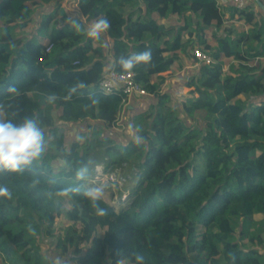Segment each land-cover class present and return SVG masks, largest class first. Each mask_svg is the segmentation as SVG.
Masks as SVG:
<instances>
[{"label":"trees","instance_id":"trees-1","mask_svg":"<svg viewBox=\"0 0 264 264\" xmlns=\"http://www.w3.org/2000/svg\"><path fill=\"white\" fill-rule=\"evenodd\" d=\"M100 19L108 29L87 37ZM146 50L130 70L146 91L135 105L101 92L106 68L126 72L119 59ZM175 61L170 105L161 73ZM0 104V118L37 120L46 143L23 172H0L12 193L0 264H57L44 238L65 264H264V12L252 0H0ZM96 164L136 181L117 211L98 202L104 216L83 195Z\"/></svg>","mask_w":264,"mask_h":264},{"label":"clouds","instance_id":"clouds-1","mask_svg":"<svg viewBox=\"0 0 264 264\" xmlns=\"http://www.w3.org/2000/svg\"><path fill=\"white\" fill-rule=\"evenodd\" d=\"M73 26L77 31H82L81 26L75 21H72ZM109 27L107 19H100L92 24L86 31V36L89 38H99L103 31ZM152 59L150 50L140 53L132 54L128 57H121L118 61L122 69L130 71L138 64H148ZM86 85L81 81L69 88V96L75 93L77 89H83ZM9 92H14V88H9ZM56 97L49 96L47 100L52 102ZM95 103V101H93ZM5 111L4 106L0 104V113ZM139 137H137V140ZM46 143L44 133L39 126L37 120L31 118H24L19 123L12 119L0 118V172L20 173L31 166L34 161L41 158L45 152ZM88 173V166L80 167L76 172V179L83 180ZM81 192V186L66 188L58 195L67 196L71 193ZM83 195L92 202L97 216L106 215V209L100 207L99 201L104 196L103 187H93L85 190ZM0 197L11 199V191L3 185H0ZM135 264H144V256L140 253H133ZM57 264H62L57 261Z\"/></svg>","mask_w":264,"mask_h":264},{"label":"rangeland","instance_id":"rangeland-1","mask_svg":"<svg viewBox=\"0 0 264 264\" xmlns=\"http://www.w3.org/2000/svg\"><path fill=\"white\" fill-rule=\"evenodd\" d=\"M29 28L25 29L28 31ZM24 32L17 33V35H22ZM167 37L170 39L172 34L169 33ZM177 61L174 62V67L169 71H165L161 73V76H164L166 83L163 87L172 98V101L169 103L170 105L175 104V95L177 94L176 88H178V84L183 81L181 78V73L185 70L183 67L177 66ZM185 89L182 90V95L185 94ZM136 96H130L129 101L131 105H135L134 98ZM126 114L125 111L121 114V119ZM134 176V175H133ZM130 170L124 166L123 170L114 169L110 172H105L102 164H96L93 167L92 172H90L87 179L84 181V185L87 189L93 187H103L104 196L103 200L111 205L116 211L122 205L124 198L122 195L125 194L126 198L129 197L133 187L136 185L135 179ZM112 177V178H111ZM122 194V195H121ZM64 221L63 219H61ZM60 220H58L57 224H59ZM64 224V222H63ZM99 231V230H98ZM100 234V231L98 232ZM40 244L42 246V250L44 253L57 261H61L62 264L66 263V257H60L54 251L55 240L54 239H40ZM262 248L264 249V244H262ZM120 264H124L123 261Z\"/></svg>","mask_w":264,"mask_h":264},{"label":"built area","instance_id":"built-area-1","mask_svg":"<svg viewBox=\"0 0 264 264\" xmlns=\"http://www.w3.org/2000/svg\"><path fill=\"white\" fill-rule=\"evenodd\" d=\"M231 2L237 10H243L246 4L245 0H226ZM193 55L198 61L210 62L209 55L205 54L200 49H194ZM65 59H73V57H65ZM99 89L104 94L113 92H121L122 95L130 96H144L146 91L135 80V74L132 71L119 72L114 69L106 68L102 78L99 81ZM112 178V177H111ZM121 198L125 201L127 198L125 194Z\"/></svg>","mask_w":264,"mask_h":264},{"label":"water","instance_id":"water-1","mask_svg":"<svg viewBox=\"0 0 264 264\" xmlns=\"http://www.w3.org/2000/svg\"><path fill=\"white\" fill-rule=\"evenodd\" d=\"M258 8H260L264 12V4L260 0H252Z\"/></svg>","mask_w":264,"mask_h":264},{"label":"crops","instance_id":"crops-1","mask_svg":"<svg viewBox=\"0 0 264 264\" xmlns=\"http://www.w3.org/2000/svg\"><path fill=\"white\" fill-rule=\"evenodd\" d=\"M247 1V0H246Z\"/></svg>","mask_w":264,"mask_h":264}]
</instances>
